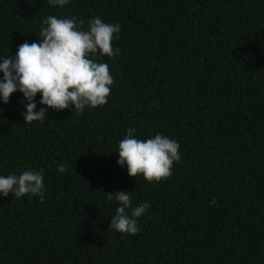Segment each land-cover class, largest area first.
I'll list each match as a JSON object with an SVG mask.
<instances>
[{
  "label": "trees",
  "instance_id": "16d2710c",
  "mask_svg": "<svg viewBox=\"0 0 264 264\" xmlns=\"http://www.w3.org/2000/svg\"><path fill=\"white\" fill-rule=\"evenodd\" d=\"M49 15L120 25L96 56L114 83L44 122L24 123L19 91L0 102V176L44 174L43 202L0 195V264H264V0H0V60ZM129 128L180 145L170 177L117 164ZM120 191L150 204L135 235L108 228Z\"/></svg>",
  "mask_w": 264,
  "mask_h": 264
},
{
  "label": "clouds",
  "instance_id": "9594fccd",
  "mask_svg": "<svg viewBox=\"0 0 264 264\" xmlns=\"http://www.w3.org/2000/svg\"><path fill=\"white\" fill-rule=\"evenodd\" d=\"M69 0H48L52 6H65ZM79 24L75 18H57L49 15L43 19L38 40L24 42L15 56L0 60V102L9 103L10 96L19 91L25 111L24 123L44 122L49 108L55 111L74 109L82 114L86 108H96L107 103L111 85L114 83L106 63L97 62V55L113 57L112 41L118 38L120 25L105 23L99 17ZM41 98L38 111L35 97ZM3 109H0L2 112ZM135 128L127 129L118 144L117 164L126 166L130 177L142 175L149 183L166 180L172 175L174 162L181 159L180 145L160 134L145 140L137 139ZM58 172L67 171L65 164H59ZM43 170H25L21 174L0 176V195L10 193L16 198L27 194L44 200ZM118 203L109 227L119 233L135 235L140 232L137 218L142 217L150 207L149 203L133 206L129 192L108 193V199ZM215 204V200L211 201Z\"/></svg>",
  "mask_w": 264,
  "mask_h": 264
}]
</instances>
